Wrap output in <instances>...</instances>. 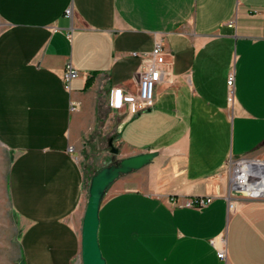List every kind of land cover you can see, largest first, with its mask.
I'll return each mask as SVG.
<instances>
[{
	"label": "crops",
	"instance_id": "obj_1",
	"mask_svg": "<svg viewBox=\"0 0 264 264\" xmlns=\"http://www.w3.org/2000/svg\"><path fill=\"white\" fill-rule=\"evenodd\" d=\"M156 35L171 74L154 106L112 109L111 90L137 86ZM70 63L82 76L68 91ZM111 140L120 159L158 156L106 192L107 264H264V200L231 213L220 178L232 159L264 161V0H0V204L14 225L0 264H82L88 183ZM195 197L213 200L185 207ZM222 233L227 261L210 243Z\"/></svg>",
	"mask_w": 264,
	"mask_h": 264
},
{
	"label": "built area",
	"instance_id": "obj_2",
	"mask_svg": "<svg viewBox=\"0 0 264 264\" xmlns=\"http://www.w3.org/2000/svg\"><path fill=\"white\" fill-rule=\"evenodd\" d=\"M67 15H72V9L67 10ZM171 54L166 49V43L162 36L154 37V48L150 54L149 62L145 65L140 74V80L137 86L130 89L113 88L111 90V108L117 111L127 110L129 115H137L148 109H151L155 103V95L157 87L167 79L171 72L169 70V61H165L166 57ZM82 74L70 63L66 66L63 74V84L66 90H71V85L74 80L79 79ZM228 86V102L234 106L236 100V77L235 72L231 71L227 81ZM75 109V108H73ZM70 151H73L70 148ZM240 163L238 164V166ZM241 198H230L229 211L235 213L240 206V203L246 200H264V194L256 196H247L242 190ZM212 197H195L187 201V208H203L212 202ZM211 245L217 252V256L222 261H227L228 248L227 238L224 233L211 240Z\"/></svg>",
	"mask_w": 264,
	"mask_h": 264
},
{
	"label": "water",
	"instance_id": "obj_3",
	"mask_svg": "<svg viewBox=\"0 0 264 264\" xmlns=\"http://www.w3.org/2000/svg\"><path fill=\"white\" fill-rule=\"evenodd\" d=\"M109 152L112 155L111 164L95 174L90 182L89 198L82 225V264H107L99 243L100 207L107 190L119 178L144 168L158 156V153H142L119 159L120 150L114 145L113 140L109 143ZM254 162L255 168L264 172V162ZM234 190L242 189L236 185Z\"/></svg>",
	"mask_w": 264,
	"mask_h": 264
},
{
	"label": "rangeland",
	"instance_id": "obj_4",
	"mask_svg": "<svg viewBox=\"0 0 264 264\" xmlns=\"http://www.w3.org/2000/svg\"><path fill=\"white\" fill-rule=\"evenodd\" d=\"M110 134V133H108ZM91 150V149H90ZM103 151L105 152H109V149L108 147L107 148H104L102 149ZM120 159V157H119ZM103 159L102 158H96L95 159V162H86L84 164V166L86 167V170L90 173V171H94L92 169H95V168H100L103 166ZM245 161H258L257 158H245V159H240V160H237V159H232L231 161L228 162V164L226 165V167L223 169L222 173L220 174V178L223 180V182L227 185V187L229 188V191L231 194V197L232 198H237L238 196H236L234 193L236 192L234 190V185H233V178L235 176V172H236V169L238 167V164H242L243 162ZM260 161V160H259ZM261 162H264V161H261ZM111 164V161L109 163V165ZM108 165V166H109ZM89 186H90V181L88 183V188H87V196L89 197ZM242 191V190H241ZM241 191H237L239 193V195H243L242 193H240ZM13 222L11 220V214L10 212L8 211V207L7 205L4 203H1L0 204V237L3 233H6V232H9V234L12 233V228H13Z\"/></svg>",
	"mask_w": 264,
	"mask_h": 264
},
{
	"label": "bare ground",
	"instance_id": "obj_5",
	"mask_svg": "<svg viewBox=\"0 0 264 264\" xmlns=\"http://www.w3.org/2000/svg\"><path fill=\"white\" fill-rule=\"evenodd\" d=\"M255 162L245 161L240 164L232 180L233 185H238L246 192L247 196L264 194V172L256 169Z\"/></svg>",
	"mask_w": 264,
	"mask_h": 264
},
{
	"label": "trees",
	"instance_id": "obj_6",
	"mask_svg": "<svg viewBox=\"0 0 264 264\" xmlns=\"http://www.w3.org/2000/svg\"><path fill=\"white\" fill-rule=\"evenodd\" d=\"M97 173H98V172H97ZM97 173H96V174H97ZM90 182H91V181H90ZM89 187H90V186H89Z\"/></svg>",
	"mask_w": 264,
	"mask_h": 264
}]
</instances>
